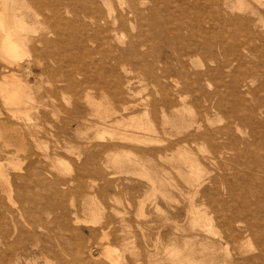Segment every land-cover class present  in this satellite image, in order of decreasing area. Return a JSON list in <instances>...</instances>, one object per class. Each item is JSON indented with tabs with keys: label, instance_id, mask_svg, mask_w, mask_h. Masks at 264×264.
I'll list each match as a JSON object with an SVG mask.
<instances>
[{
	"label": "rangeland",
	"instance_id": "rangeland-1",
	"mask_svg": "<svg viewBox=\"0 0 264 264\" xmlns=\"http://www.w3.org/2000/svg\"><path fill=\"white\" fill-rule=\"evenodd\" d=\"M29 1L40 2L45 6L54 2L65 6L68 2ZM138 1L143 11L140 18L128 17L132 23L123 17L132 0L96 1L103 14L109 17L108 24L114 18L122 24L119 34L108 38L109 44L103 46L104 75L108 81L103 94L101 96L95 93L99 91L92 93V100H96L97 104L102 98L100 110L105 120L101 121V125L106 128L105 131L102 129L100 137L93 138L92 130L86 129L96 119L89 116L84 97L74 101L75 97L70 91L63 93L65 98L62 93H56V112L48 113L46 119L49 124L44 122L38 130L37 126L33 130L29 125L32 121L33 126L36 121L33 118L35 119L34 113L38 110H35L37 101L24 105L29 107L28 115L33 118L29 121L30 119L21 116V120H24L22 123L20 119L9 117L0 104L3 111L0 119L6 122L9 129L12 127L11 132L15 136L14 148L11 146L9 151L14 153L17 160H24L28 150L43 148V145L38 148L32 142L34 133L42 141L46 139L44 143L48 144L46 150L49 151L55 141L48 132H53L58 136L57 139H62L66 124L72 122L68 132L71 152H67V158L64 157L68 159L70 170L66 177L68 190L60 191L62 179L56 170L55 178L46 177L43 183L51 186L55 180V186L60 190L54 192L51 189L55 186H51L40 195H35L37 205L34 200H30L21 202L14 208L5 196H0V256L5 249L4 240L7 239L13 248L9 264H112L101 254L105 246L112 249L114 256L118 254L122 258V264H264V8H259V14H252L250 7H258L255 0H244L246 5L249 4L247 10L236 8L237 0H228L234 7L230 10L228 8L226 19L244 16L252 19L253 23L250 26L235 27L225 21V18L224 24L217 19L216 34L222 36H218L217 42L219 39L224 40L228 48L222 50L215 47L211 56L208 51L203 50L201 55L193 56L194 65L188 69L189 73L209 71L207 75L201 76L196 86L203 92L215 93L214 99L221 103L222 109L212 111L210 121H206L204 127L212 130L229 125L233 143V149L224 158L217 160L208 158L209 147L206 142L190 144L191 157L198 160L201 168V181L196 193L192 183L187 182L192 177L187 165L179 160L172 161L182 155L181 152L177 153V148H174L177 150H173L174 153L172 151L175 156L172 160L168 158L171 160L168 161L149 153L148 147L161 148L160 143L126 141L114 134L116 130L129 133L133 131L131 127H120L114 125L115 122L112 123L119 118L113 113L114 110L122 105L120 99L114 98L113 90L117 86L116 81L120 80L122 88H130L129 96L126 93L123 101L140 103L142 106L155 103L158 86L149 75L153 60L164 50L166 42H175L179 46L182 44L184 38L179 36L180 32L185 33V36L195 34L202 39L207 38L208 34L200 32L199 26L206 19H215V14L203 10L206 0H199L197 8L191 5L197 0ZM108 8H111V14L107 13ZM198 11L201 12L200 17L195 16ZM37 12L39 17L42 16L38 17L39 21L51 14L44 6ZM185 21H189V31L177 29ZM220 24L222 27H219ZM41 28L42 25L35 23L33 30L36 31L29 34L36 33V37L43 32L44 29ZM233 42H238L239 46L232 47ZM75 46L81 47L80 43H75ZM85 47L94 49L90 42H85ZM198 59L202 63H198ZM20 74L26 84L31 83L30 89L34 94L36 92L37 99L38 92L33 89V82L36 85V80L27 77L24 71ZM1 76L0 71V78ZM191 77L189 74L188 79ZM188 101L183 112L190 119L195 117L197 105ZM67 102H77L78 106L67 113ZM233 104L236 106L235 111L231 107ZM134 114L142 116V107H138ZM124 116L128 117L130 114ZM144 116L146 117L143 115L140 118L146 120L149 117ZM18 122L20 127L16 126ZM14 127L23 128L18 129V132ZM86 130L87 138H79L77 133ZM14 131L17 133L14 134ZM20 133L21 137L23 135L22 140L24 138L23 145L26 144L24 153L22 150L20 153V150L15 151L16 140L18 144L21 139L17 134ZM158 133L156 137L160 140L168 138L163 131L159 130ZM114 143L119 144L118 149L105 150L100 146ZM135 145L144 148L145 154L136 155L132 149L137 147ZM41 150L43 149L37 151ZM96 151L100 154L94 158L93 153ZM87 156L86 168L96 159L97 173L85 172L83 163ZM77 172L82 176L74 178ZM148 177L155 179L157 191H151L146 179ZM191 182L196 183L192 179ZM197 213L204 216L200 225L192 224V217ZM14 223H17L23 233L17 242L8 236ZM34 235L39 239L40 246L46 249L45 253L41 254L34 249ZM171 250L178 251L180 260L172 261ZM17 252L21 254L18 260L15 259ZM91 255L95 257L92 258ZM0 264H5L2 257Z\"/></svg>",
	"mask_w": 264,
	"mask_h": 264
},
{
	"label": "bare ground",
	"instance_id": "bare-ground-1",
	"mask_svg": "<svg viewBox=\"0 0 264 264\" xmlns=\"http://www.w3.org/2000/svg\"><path fill=\"white\" fill-rule=\"evenodd\" d=\"M67 1L68 2L65 6L59 3L57 4V2L48 3V5L45 6L40 2L32 3L29 0H0V71L2 72V76L0 78V104L1 107L8 113L9 117L18 120L20 119V122L22 123L24 120L22 121L21 119L24 117L30 119L29 121L33 118L32 115L31 118L30 115H28L29 107L24 105H28L30 101L31 103H35L34 101H37V107L35 110H37V108L38 110L36 113L30 112V114H35V119L33 118V120L36 121L33 122V126L31 123L32 121L29 125L31 124L30 126L33 127V130L36 129L34 126H37L36 130H38L44 122L47 124V114H55L56 112V105L54 103L57 95L56 93H62V95H64L67 91H70L75 97L74 101H78L80 98L84 97L83 99L85 100V105L89 108V116L96 119V122L89 124L86 129L92 130L93 138H98L100 137V132L103 130L105 131L106 127L101 125V121H104L105 119L103 118L102 111L100 110V101L102 98L99 99V104H97L95 102L96 100H92V93L93 91H99L95 93L99 95L103 94V90L108 82L104 75L105 66L103 46L105 44H109L108 38H112V36L115 37L119 34V31L122 29V24L118 23L115 18L110 24H108L107 18L109 17H106L103 14L102 10L97 5V0ZM206 1V5L203 10L210 11L211 14H215V19H206L203 25L199 26L200 32H206V34H208L207 38L202 39L201 36L197 37L195 34H188L185 36V33L182 34L180 32L178 33L179 36L184 38V41H182L180 46L175 42H166L164 50L160 51L155 60H153V67L149 71L152 81L158 86L156 91L157 99H155V103L150 102L148 105L142 106L140 103H133L126 100L123 101L122 98L126 93L128 95L130 88H122V82L117 80V86L114 88L113 94L115 99H120L122 105L118 109L116 108L114 110L113 113L118 115L119 118L117 117V120H113L112 123L114 124L115 122L114 125H118L120 127H131L133 132L129 133L115 129V132H117L115 133L109 128L115 135H118V138L126 141L131 140L139 143L143 142L144 144L160 143L162 146L161 148L148 147L150 149L149 153L153 157H163L167 160L168 158H171L172 160L173 156H175L173 153L174 151H177L175 150L177 148L179 150L177 153L180 154L181 152L182 155L176 159L173 158L174 160L172 161L179 160L187 165L189 173L192 176L191 178H188L187 182L192 183L191 185L196 193L199 191L201 168L198 164V160H195V157V159L191 157L192 150H190V144L197 143V141L206 142L209 147V152H207L209 154L208 158L210 160H217L218 158H224L225 154H228L229 150L233 149V143L231 133L232 130L229 125L212 130L208 127H204L206 121H210L211 112H216L222 109L221 103L217 100L215 101L214 99L215 93L203 92L196 86L197 82L201 80V76L207 75L209 71L203 73L201 72V74L199 72L189 73L188 69L194 65L193 56L201 55L203 50L208 51V54L211 56L214 53L215 47H219L222 50L228 48V45L224 40L219 39L217 42L218 36L222 37L221 35L216 34L218 27L215 21L217 19L223 22V24L225 21H228L229 24L234 25L235 27L244 25L250 26L253 23L252 19L244 16H235L234 18L229 17V19H226V16L229 14L228 8L230 10L234 7L228 2V0ZM255 1L258 7H250L251 13L259 14V8H264V0ZM137 2L139 1L132 0V4L129 5V10L123 16L130 23H132V20L128 19L129 16H132L133 18H140L143 11L140 9ZM237 3L238 7L236 8L240 10H247L249 7V4L246 5L244 0H237ZM140 4L143 5L142 2H140ZM191 5L194 7L199 6V0L191 3ZM43 6L47 8L51 14L47 15L45 19L43 18V21H39V18L42 16L39 17L37 10ZM187 6L188 8H192L190 5ZM198 12L199 13H195L196 17L201 16V12ZM107 13L111 14V8L107 9ZM111 18H113V16ZM224 18L226 19L225 21ZM35 23H39V25H42L43 27L41 29H44L43 32L39 35L37 34L36 37V33L33 35V32L36 31L33 30ZM188 23L189 21H185L184 23L179 24L177 29L189 31ZM45 24L47 26L49 25L51 28L45 26ZM219 27H222V25L220 24ZM36 28L37 27H35V29ZM46 28L47 30H45ZM29 32H32L33 34H29ZM85 42L93 43L94 49L90 50L86 48ZM75 43H80L81 47H76ZM236 46H239V43L233 42L232 47ZM93 53L95 56H91ZM210 56L209 59H211ZM199 61L200 60L198 59V63ZM21 71L26 72L27 77L29 76L36 80L37 84L35 85L33 82V85L35 86L33 89L37 90V99L39 100L36 99V92L34 94V91L30 89L31 83L28 85L23 81V77H21L22 75L20 74ZM189 74H191L192 77L188 79ZM206 81L209 82L208 80ZM188 100L197 105V110L194 114L195 117H193L192 114V118L190 117V119L185 117L184 114L186 112H183V108L187 104L186 102H189ZM67 106V108L65 107V112L68 113L73 109V107L78 105L77 102L74 104L67 102ZM1 107L0 118L3 116ZM138 107H142L143 115H146V117L147 115L149 116L148 118L144 116L146 120H142V118H140L143 115L136 116V114H134ZM231 107L233 111H235L236 106L233 104ZM186 109H184V111H186ZM127 113H129L130 116L125 117L124 115ZM21 116H23V118ZM10 121L12 122V120ZM18 125L19 122L16 126L18 127ZM10 126L11 125L9 123V127ZM20 126L21 125H19V127ZM17 127L14 128L16 130H22L23 128L17 129ZM71 127L72 122H69L68 125L66 124L63 132L64 138L62 139H57V135L56 137L53 132H48L50 137H54L55 141L49 151L46 150L48 148V144L44 143L46 139L42 141L41 137H37V134L35 135L33 132L34 135H30L32 136V142H34L38 148L43 145V148H39L43 150L39 152L37 151L39 150L37 148V150H28L24 160H19V158L17 160L16 157L14 158L13 156L14 153L11 154L9 151L10 147H13V141L15 139V136L12 135L13 131L11 132L12 127L9 129L6 126V122L0 119V196H5L11 206L16 208L19 206V203L30 200H34V204H36L37 201L35 199V195H40L43 190L51 188V186H55V180L50 186L44 184L43 179L46 177L55 178L54 175L57 172L62 179L61 190L60 188L58 189L60 191L63 189L68 190L69 187L66 185L68 184V179L66 177L70 170L68 167V159L66 160V158L68 156L67 152L70 151L69 149L71 146L69 141L70 138L68 136V132L71 130ZM159 130L163 131L168 138L165 140L157 138L156 134ZM134 132H140L142 134H136ZM15 133H17V131H14V134ZM77 134L79 138H87V130ZM109 134L114 135L111 133ZM17 135H19L21 139L18 140V144L16 140L15 151L20 150V153L21 150H26L24 147L26 144L23 145V143H25L23 141L24 138L22 140L23 135L22 137L21 133ZM100 146H102L105 150L112 148L118 149L119 144L114 143ZM135 146L137 147L132 149L136 152V155L145 154L146 150L144 148L139 147L138 145ZM24 152L26 151H23V153ZM99 154V151H96L93 153V157L97 158ZM128 159L131 160L130 158ZM87 161L88 156L85 157L83 163L85 172L91 171L92 174L97 173L96 159H94L92 165L90 164L86 168L85 164L87 165ZM60 168L63 170H59ZM81 176V173L77 172L74 178H79ZM146 179L150 184L151 191H157L158 187L155 185V179L153 177H148ZM191 179L194 182L196 181V183L191 182ZM58 189L57 186H55L51 190L55 192ZM38 206L41 207L40 204H38ZM20 217L22 218V215H20ZM202 217H204L203 214L197 213L195 217H192V224L200 225ZM11 219L13 221V218ZM23 222L25 223L26 221ZM22 234L23 233L19 230L17 223H14L12 232L8 236L17 242L18 237ZM232 235L235 236V233H232ZM34 237L35 238L32 241L34 249L39 251L41 254L45 253L46 249L43 246H40V241L37 236L34 235ZM4 246L5 249L0 257L3 258L5 264H9L13 248L7 239L4 240ZM111 251L112 249L109 246H105L101 254L112 264H122V258H120L118 254L114 256ZM171 251L172 253L170 255L172 256V261L180 260L178 251ZM15 254V259L18 260L21 254L19 252ZM90 257L93 258L95 256L91 255ZM191 262L192 261H190V263Z\"/></svg>",
	"mask_w": 264,
	"mask_h": 264
}]
</instances>
